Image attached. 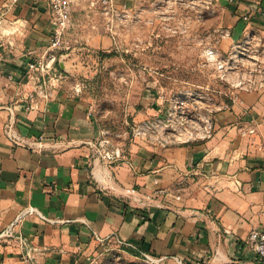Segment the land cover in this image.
<instances>
[{
  "label": "crops",
  "instance_id": "crops-1",
  "mask_svg": "<svg viewBox=\"0 0 264 264\" xmlns=\"http://www.w3.org/2000/svg\"><path fill=\"white\" fill-rule=\"evenodd\" d=\"M221 1V50L249 32L264 38V0ZM106 29L81 37L110 46ZM51 30L48 0H0V232L27 206L43 214L0 236V264H22L19 234L39 264H259L245 240L264 227V86L235 90L210 137L142 139L110 158L91 109L55 70ZM36 59L51 67L32 78ZM43 79L48 97L37 92Z\"/></svg>",
  "mask_w": 264,
  "mask_h": 264
},
{
  "label": "rangeland",
  "instance_id": "rangeland-1",
  "mask_svg": "<svg viewBox=\"0 0 264 264\" xmlns=\"http://www.w3.org/2000/svg\"><path fill=\"white\" fill-rule=\"evenodd\" d=\"M222 7L221 0H138L117 7L112 31L106 29L112 44L94 48L81 36L92 28H106L108 18L98 3L72 0L71 16L75 14L77 24L72 27L71 17L68 42L53 51L55 70L91 109L102 148L124 153L131 143L145 139L134 134L135 127L167 118L169 111L174 119L170 126H182L178 120H185L194 130L207 117L214 120L235 90L259 85L264 78V38L256 33L247 46L259 50L228 61L226 70L207 59L209 47L224 57L230 54L231 48H219ZM167 126L160 127L173 136Z\"/></svg>",
  "mask_w": 264,
  "mask_h": 264
},
{
  "label": "built area",
  "instance_id": "built-area-1",
  "mask_svg": "<svg viewBox=\"0 0 264 264\" xmlns=\"http://www.w3.org/2000/svg\"><path fill=\"white\" fill-rule=\"evenodd\" d=\"M10 1L11 4H13L17 0H10ZM48 2L50 4L51 25H52L48 50L49 52H53L56 49L62 48L64 43L68 42V40L66 39V34L71 26L72 0H48ZM91 3H98L100 5L105 17L108 18L107 29L109 31H112L114 24V15L118 12L117 5L115 4L114 0H91ZM220 31L222 35L229 34V30L227 29ZM253 36L254 33L249 32L245 35L243 41L239 40L235 42L231 47L230 54L228 55V57H224L222 54H220V52L216 48L209 47L206 50L207 59L212 61L216 65L217 69L224 70L226 68V64L228 61L237 59L239 56L243 54L245 55L248 51L252 49L259 50L258 47L250 48L249 46H247L248 40ZM260 47H263V45ZM50 57L54 59V54L53 55L51 54ZM50 67L51 65L49 64V62L43 59H36L29 63V71H30L29 75L32 78L38 77L39 71L44 74H47ZM242 83H244L243 80L241 81L240 84L241 86H244L242 85ZM263 86H264V78L259 80V85L257 87H263ZM246 90H249V88H247ZM37 92L44 97L50 96L51 91L50 88L48 87L47 80L45 79L42 80V85L39 87ZM29 97H33V95L29 94ZM174 113H176V111ZM182 113L185 114V112ZM172 115L173 112L169 111L167 118L164 117V118H158L157 120L155 119L147 120L143 124L134 128L133 130L134 134L142 135L148 141L156 142L157 144L167 146L177 142H184L190 139H204L212 136L214 132L215 129L214 120L208 117L203 122H199V124L194 127V130H189V128H187V125H185V120H178V122L182 126H176L175 128L173 126H170L172 124L170 122H174V119H172ZM178 122H175V124H177ZM163 123L169 126V130L173 129L172 130L173 136H171L172 133H170V131L168 133L165 132V127L164 128L160 127L161 124ZM13 128H14V124L13 122H10L7 125V132L9 133L10 137H12L14 141L22 142L23 140L16 136ZM178 129H180L179 132H177ZM249 131L255 132V128L252 127L249 129ZM104 156L119 159L123 156V153L121 149L118 148L115 151H113V153L104 151ZM31 213H37L43 216V214H41V212L36 207L27 206L24 209H22L18 213L16 218L0 232V236L7 237V236L15 235L17 230V225L27 214H31ZM99 239L102 240L101 237H99ZM18 242L23 248L22 256H21L22 264H39L38 259L34 253L36 247L30 244L21 234L18 235ZM117 242L120 245L130 244L123 239H118ZM245 244L249 248L250 252L258 260L259 264H264V227L253 228L249 232L245 240ZM145 257L149 261L154 260L147 254H145Z\"/></svg>",
  "mask_w": 264,
  "mask_h": 264
}]
</instances>
